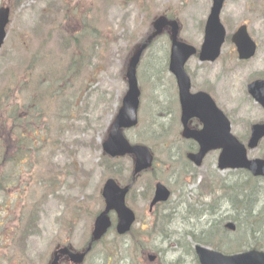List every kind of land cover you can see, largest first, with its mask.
<instances>
[{
    "label": "rangeland",
    "instance_id": "rangeland-1",
    "mask_svg": "<svg viewBox=\"0 0 264 264\" xmlns=\"http://www.w3.org/2000/svg\"><path fill=\"white\" fill-rule=\"evenodd\" d=\"M7 1L0 0V6ZM261 1L229 0L223 13V22L232 33L241 23L249 26L259 46L251 64L236 66L238 60L228 45L218 64L196 61L189 67L196 90L210 93L224 107L242 143L248 141L246 134L254 122L264 120V113L245 91L252 79L264 74ZM12 2L8 39L0 55V123L8 115L31 108L36 123L22 130L23 143L31 152L28 166L21 178H6L10 192L0 194L1 217L13 228H0L8 242L0 245V264H48L52 253L65 245L77 250L87 246L95 217L103 210L104 182L114 177L124 185L132 176L129 157L111 162L100 148L120 109L117 101L127 91L123 66L129 52L161 13L179 20L183 41L201 44L211 4L210 0H86L83 6L70 4L66 9L65 0ZM75 9L89 11L91 25L86 21L83 27L81 22L69 27L61 21L64 13L73 17ZM168 46L169 39L163 36L141 61L140 122L125 134L132 144L148 146L158 162L152 173L139 178L127 199L139 219L125 238H119L113 228L83 264H197L194 240H214L215 246L231 253L239 245L246 248L259 242L224 228L228 222L236 224V208L220 190L223 181L231 180L227 172L216 168V155L200 171L189 169L185 156L193 147L180 138V126L175 137L168 127V100L174 121L178 107L174 82L167 72ZM31 79L36 86L29 90ZM5 97L14 104L8 106ZM27 122L16 120L11 127L23 129ZM249 157L264 159V142ZM9 170L14 171L0 166L1 175ZM158 181L173 196L167 206L149 216L148 205ZM263 188V183L257 184L260 192ZM263 201L257 200L251 212H258ZM257 223L263 236V216ZM150 255L156 256L155 262L148 260Z\"/></svg>",
    "mask_w": 264,
    "mask_h": 264
},
{
    "label": "water",
    "instance_id": "water-1",
    "mask_svg": "<svg viewBox=\"0 0 264 264\" xmlns=\"http://www.w3.org/2000/svg\"><path fill=\"white\" fill-rule=\"evenodd\" d=\"M223 0H218V7L216 8L215 12L213 13V17L211 22L208 24V29L211 30L216 21L218 19V14L220 7L222 6ZM7 18L8 13L7 11H0V45L5 37L4 35V28L7 25ZM170 26L172 30V39H173V56H172V64H171V71L175 72L178 78L181 77V67L183 66L178 63V58L185 60L188 56H190V52L187 53V50H183L182 47L186 49H190L187 46L181 45L176 37L178 35V28L176 22H168L165 17H161L157 20L154 24V29L156 32L148 39V44L152 41L151 39L160 35L164 30V27ZM223 33V31H222ZM238 42H240V34L238 35ZM146 46H143L145 48ZM1 48V47H0ZM191 50V49H190ZM253 50L250 49V52H247L246 49L241 51L242 57L248 58L251 56ZM175 55V57H174ZM141 54L139 53L136 55L133 60L132 64L130 65V69L128 72L129 78V85H130V94L129 99L126 103H124V108L121 110V113L116 118L117 121L112 127L111 135L108 139V142L104 145V149L108 152L111 156H123L125 154H135L136 155V172H141L146 170L148 167L151 166L152 163V156L149 150L145 147H130L128 142L124 139L123 135L121 134L120 128L122 127H132L137 123L136 113L138 109V102L136 99L138 98L137 93V85H136V74L135 69L138 65L139 57ZM177 56V58H176ZM185 63V62H184ZM258 84L254 85L257 86ZM222 132V133H221ZM219 138H215L203 144V148L199 156H192L190 157L191 160L195 161L197 164L200 162V158L202 155L211 150L214 146L223 148V152L221 155L220 160V169L223 168H242L248 169L252 172V174L256 176H264V162L255 160V161H248L246 157V148L238 143V141L232 136L224 135V132L221 131ZM254 138L251 142H249L248 146L251 149H254L258 143V141L264 137V126H256L253 129ZM225 140V142L219 143L218 141ZM129 189L119 190L116 185L109 182L104 189L103 195L106 198V211L98 218L95 225V232L93 235V240H99L105 232L108 230L107 228L110 225V220L108 218V213L111 210H116L118 214H120V226L122 228L127 222L131 221V217L127 212L126 207H124V199L125 195ZM168 192L164 187L159 185L156 191V198L153 202V205L157 204L159 201H167L169 198ZM124 212V213H122ZM122 213V214H121ZM129 224V223H128ZM118 228V229H119ZM121 230V229H120ZM198 255L199 259H201L202 264H264V254L256 253V252H248V254H241L234 257H224L221 254L212 253L205 248H198ZM73 260L75 262H79L82 260V257H74Z\"/></svg>",
    "mask_w": 264,
    "mask_h": 264
},
{
    "label": "trees",
    "instance_id": "trees-1",
    "mask_svg": "<svg viewBox=\"0 0 264 264\" xmlns=\"http://www.w3.org/2000/svg\"><path fill=\"white\" fill-rule=\"evenodd\" d=\"M245 185H246V183H242V184H241V186H242L243 188H245Z\"/></svg>",
    "mask_w": 264,
    "mask_h": 264
}]
</instances>
